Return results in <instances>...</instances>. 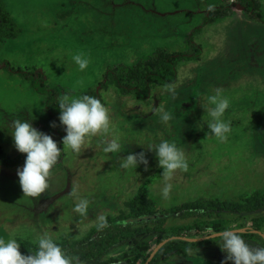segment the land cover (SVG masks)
Wrapping results in <instances>:
<instances>
[{
  "label": "rangeland",
  "instance_id": "374dc122",
  "mask_svg": "<svg viewBox=\"0 0 264 264\" xmlns=\"http://www.w3.org/2000/svg\"><path fill=\"white\" fill-rule=\"evenodd\" d=\"M4 1L22 32L17 39L0 38V60L23 70H42L57 99L99 91L126 137L118 156L143 151L149 164L125 174L118 168V156L105 154L95 140L79 154L64 148L57 132V127H64L58 103L49 112L47 96L20 76L1 70L0 148L5 156L13 160L22 154L10 134L14 119L30 120L62 148L60 161L50 171L49 187L39 198L22 192L17 170L25 160L17 166L0 164V236L16 238L20 251L36 250L42 231L67 246L92 234L98 216L107 222L134 220L140 212L133 204L141 201L145 204L141 213L163 214L166 220L159 231H153L154 223L148 220L135 224L146 228L105 255L107 261L116 260L112 264H130L136 258L139 264H151L164 245L182 238L206 243L156 264H223L227 254L218 244L219 237L211 238L217 233L212 229L216 222H223L225 230L241 228L260 235L262 239L243 238L252 246H264V24L248 17L238 6L242 0ZM255 2L264 13V0ZM221 7L227 15L205 25L208 11ZM192 32L201 58L179 57L178 82L172 85L175 98L167 93V86L158 84L146 100L114 85H101L111 66L139 65L143 70L153 57L192 55ZM78 52L90 59L84 71L71 63ZM217 87L230 100L225 119L232 131L223 142L205 129L211 119L204 109L209 107L207 97ZM160 107L174 113L168 126L156 113ZM157 135L183 146L189 163L187 171L178 170L173 176L166 200L160 192L162 169L145 143ZM73 190L90 200L86 217L73 211ZM189 204H198L203 214H173L175 208ZM196 226L203 230L193 232ZM158 236H164L161 243H165L153 256L161 244ZM143 243L150 249L135 252Z\"/></svg>",
  "mask_w": 264,
  "mask_h": 264
},
{
  "label": "clouds",
  "instance_id": "9594fccd",
  "mask_svg": "<svg viewBox=\"0 0 264 264\" xmlns=\"http://www.w3.org/2000/svg\"><path fill=\"white\" fill-rule=\"evenodd\" d=\"M79 71H84L90 64V59L82 52L71 56ZM166 91L175 98V87L168 85ZM60 109L59 121L64 126L66 135L62 139L64 148L79 154L82 148L90 147L95 140L102 146L105 154L117 155L124 151L126 137L114 122L110 109L95 96L83 94L72 97L63 94L58 97ZM209 107L203 108L211 118L208 129L218 141H226L232 131L230 120L225 119L226 111L230 108V100L222 88H214L207 97ZM160 122L166 126L175 119L174 113L165 107L156 109ZM55 127V123L51 125ZM11 136L18 152L26 154L25 163L17 170L19 183L24 196L39 198L49 187L50 171L57 164L61 156V148L51 135L37 130L30 120L14 119L11 124ZM145 143L149 151H154L158 160V167L162 169L163 186L160 188L162 197L169 198L173 185L171 180L175 173L187 171L189 167L186 149L174 139H167L161 135L146 138ZM145 147L141 143H136ZM149 164L145 153H130L118 156V168L127 173H136L139 165L145 169ZM70 195L74 198L73 211L81 217L89 212L90 200L80 196L75 190ZM108 226L106 218L97 217L96 227L103 229ZM244 229H226L214 233L211 238L219 237L221 250L226 252L223 264H264V246H252L243 238ZM36 251L23 254L20 242L14 237L0 236V264H80L79 258L69 255L56 240L42 231L36 240Z\"/></svg>",
  "mask_w": 264,
  "mask_h": 264
},
{
  "label": "trees",
  "instance_id": "16d2710c",
  "mask_svg": "<svg viewBox=\"0 0 264 264\" xmlns=\"http://www.w3.org/2000/svg\"><path fill=\"white\" fill-rule=\"evenodd\" d=\"M244 12L249 18L256 20L264 24V13L257 7L255 0H242L239 4ZM225 8H211L208 11V15L204 18V24L208 25L211 21H215L218 18H222L223 15H227ZM232 13V12H231ZM195 31V32H194ZM193 32L198 33L199 29H195ZM21 28L16 24L8 13L6 3L4 0H0V38L17 39L21 35ZM193 32L189 34V39L193 42V47L195 52L191 55H172L164 56L162 58L153 57L147 60L143 70H139V65L133 67H127L125 65L121 66H111L109 67L105 74L104 79L101 81V85L107 87L108 85H114L122 92H131L140 99L146 100L151 96L153 85H174L178 82V70L177 64L179 57L182 58H201V48L195 44L193 41ZM149 64V65H148ZM5 70L6 72L14 75H18L24 80L28 81L31 88L41 95L47 96L46 105L49 112L53 110L57 103L56 92L49 88L47 85V78L44 72L40 69L34 70H23L17 68L11 64L10 61L4 59L0 60V71ZM84 94L95 96L104 102L103 96L99 91L91 90L85 92ZM206 132L212 134L205 127ZM58 135L62 141L63 137L66 135L64 127H57ZM62 148V147H61ZM26 158V154H20L13 160H9L0 148V164L3 166H17L22 163ZM61 159V158H60ZM60 161V160H58ZM138 201L133 204L137 206L140 213L137 214V218H123L115 222H107L108 226L103 229H96L92 234L88 235L83 241L74 242L67 246H61L69 255L76 256L79 258V262H91V264H112L116 260L107 261L104 257L113 248L119 246L123 242H126L134 238L140 231H143L146 227H135L134 225L138 222L150 221L154 223L153 231H159L163 222L166 220V216L157 213H141V210L145 207V204ZM147 204H151L148 203ZM200 206L198 204H189L181 207H177L172 210L173 214L180 215H193V214H203L200 211ZM212 229L215 232H220L225 230V225L223 222H216L212 225ZM145 230H150L145 229ZM195 233H200L203 227L196 226L192 229ZM243 236L249 238H259L262 239L260 235L256 233H243ZM164 240V236H158V241L161 243ZM264 242V240H263ZM206 242H189L187 240H170L162 249L156 254L151 264H156L164 260L170 254H182L186 255L187 250L193 249L197 246L203 245ZM150 249V245L143 243L138 245L136 251ZM30 251H36L35 249L28 248L21 251L23 254H31ZM151 255V251L146 255L145 261ZM130 264H139L138 258L130 261Z\"/></svg>",
  "mask_w": 264,
  "mask_h": 264
},
{
  "label": "water",
  "instance_id": "95a60500",
  "mask_svg": "<svg viewBox=\"0 0 264 264\" xmlns=\"http://www.w3.org/2000/svg\"><path fill=\"white\" fill-rule=\"evenodd\" d=\"M182 239H184V238H182ZM185 240L190 241V239H185ZM164 243H165V242L161 243V244L158 246V248L153 252V254H152L153 256H154L155 253L158 251V249L164 245ZM153 256H152V257H153ZM149 261H150V260H149Z\"/></svg>",
  "mask_w": 264,
  "mask_h": 264
}]
</instances>
